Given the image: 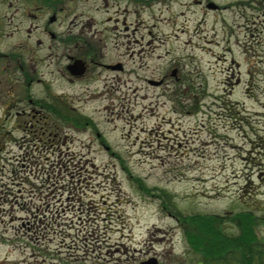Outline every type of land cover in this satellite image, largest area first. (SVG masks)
I'll return each instance as SVG.
<instances>
[{"label": "rangeland", "instance_id": "374dc122", "mask_svg": "<svg viewBox=\"0 0 264 264\" xmlns=\"http://www.w3.org/2000/svg\"><path fill=\"white\" fill-rule=\"evenodd\" d=\"M137 8L125 24L98 14L104 61L124 70L67 90L81 123L43 134L41 152L25 150L35 122L0 137V264H192L184 217H264V0ZM59 159L75 179L43 182Z\"/></svg>", "mask_w": 264, "mask_h": 264}, {"label": "flooded vegetation", "instance_id": "af4514ba", "mask_svg": "<svg viewBox=\"0 0 264 264\" xmlns=\"http://www.w3.org/2000/svg\"><path fill=\"white\" fill-rule=\"evenodd\" d=\"M149 3L146 0H0V120L11 122L4 134L0 131V137H7L3 143L23 129L26 121L35 122L30 125L33 130L28 128L29 124L25 125L26 136L32 135L35 142L33 147L23 148L26 151H41L42 146L36 143H41L42 135L48 131L49 136L59 135L61 124L73 128L75 109L70 105L67 90L86 79L98 80L99 75L93 76L96 69L124 70L121 62L104 61L105 34L97 27L103 16L98 14L106 12L104 19L108 23L125 24L126 13L137 14L139 4ZM117 7H121L122 16L115 15ZM2 125L5 128L7 124ZM11 141L26 147L22 139ZM50 151L60 149L52 146Z\"/></svg>", "mask_w": 264, "mask_h": 264}, {"label": "trees", "instance_id": "16d2710c", "mask_svg": "<svg viewBox=\"0 0 264 264\" xmlns=\"http://www.w3.org/2000/svg\"><path fill=\"white\" fill-rule=\"evenodd\" d=\"M81 121L82 119H75L74 125ZM61 159L54 164V170L47 169V172L41 173L43 182L55 181L59 184L61 180L62 183L65 182L66 177L69 176L70 179H75L72 178L73 175L75 176L74 173L72 175L70 172L64 173L71 168L70 164L62 163ZM78 174L82 179V172ZM62 189L65 190L64 187ZM51 204L52 202L48 201V205ZM43 213L49 217L47 222L40 224V232L44 233L46 230L51 233L49 228L53 227L56 213L54 214V210L51 209L44 210ZM184 218L188 222L185 234L191 251L192 264H264V231L260 229L264 224V217L258 216L255 211H242L241 214H236L227 221L222 220L220 216L208 215ZM52 230L55 231L54 228Z\"/></svg>", "mask_w": 264, "mask_h": 264}, {"label": "water", "instance_id": "95a60500", "mask_svg": "<svg viewBox=\"0 0 264 264\" xmlns=\"http://www.w3.org/2000/svg\"><path fill=\"white\" fill-rule=\"evenodd\" d=\"M210 6H212V5H210ZM139 264H159V261L156 257H151L147 260L140 262Z\"/></svg>", "mask_w": 264, "mask_h": 264}, {"label": "bare ground", "instance_id": "6f19581e", "mask_svg": "<svg viewBox=\"0 0 264 264\" xmlns=\"http://www.w3.org/2000/svg\"><path fill=\"white\" fill-rule=\"evenodd\" d=\"M193 6L195 7V5L193 4Z\"/></svg>", "mask_w": 264, "mask_h": 264}]
</instances>
